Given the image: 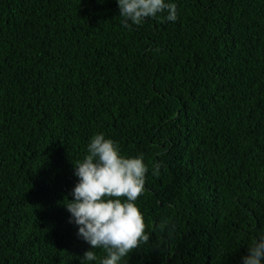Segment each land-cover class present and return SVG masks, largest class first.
<instances>
[{
    "label": "trees",
    "instance_id": "trees-1",
    "mask_svg": "<svg viewBox=\"0 0 264 264\" xmlns=\"http://www.w3.org/2000/svg\"><path fill=\"white\" fill-rule=\"evenodd\" d=\"M174 2L125 27L117 0H0V264H81L63 203L98 133L149 167L123 264H238L264 231V0Z\"/></svg>",
    "mask_w": 264,
    "mask_h": 264
},
{
    "label": "clouds",
    "instance_id": "clouds-1",
    "mask_svg": "<svg viewBox=\"0 0 264 264\" xmlns=\"http://www.w3.org/2000/svg\"><path fill=\"white\" fill-rule=\"evenodd\" d=\"M117 4L125 27L165 13L167 21L175 22L179 15L174 0H117ZM73 165L78 179L72 199L63 205L70 213L69 222L78 228L77 236L90 246L81 264H123L133 249L149 239L137 204L149 172L144 155H125L117 141L98 133L91 137L85 157ZM245 245L247 251L238 264H264V231ZM94 249H103L106 255L98 257Z\"/></svg>",
    "mask_w": 264,
    "mask_h": 264
}]
</instances>
